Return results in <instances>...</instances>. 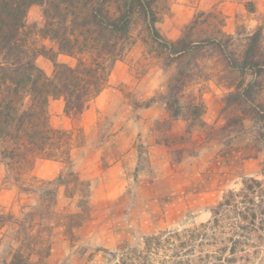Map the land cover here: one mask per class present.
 Wrapping results in <instances>:
<instances>
[{"label": "rangeland", "instance_id": "rangeland-1", "mask_svg": "<svg viewBox=\"0 0 264 264\" xmlns=\"http://www.w3.org/2000/svg\"><path fill=\"white\" fill-rule=\"evenodd\" d=\"M155 10L164 39H217L222 47L173 56L135 14L131 44L89 109L67 115L63 98L49 100L50 126L67 134L66 155L34 154L25 171L0 161V264H121L147 238L206 223L227 193L264 181V120L230 98L253 78L226 62L227 41L241 54L260 29L264 43V0H158ZM27 17L30 42L57 62L97 59L60 53L43 32L42 8ZM36 63L53 77L50 59ZM180 72L183 109L173 117L169 86ZM257 100L264 104V86Z\"/></svg>", "mask_w": 264, "mask_h": 264}, {"label": "trees", "instance_id": "trees-1", "mask_svg": "<svg viewBox=\"0 0 264 264\" xmlns=\"http://www.w3.org/2000/svg\"><path fill=\"white\" fill-rule=\"evenodd\" d=\"M157 1L0 0V161L10 172L27 170L37 153L53 154L57 150L62 157L66 155L61 150L67 134L50 126L49 100L63 98L67 115L87 111L131 44L135 14L143 15L152 37L173 56L183 57L209 43L222 47L217 39L200 43L164 39L157 28ZM35 6L43 10L45 36L58 43L60 53L93 54L97 59L80 60L72 67L57 62L53 51L36 48L26 30L28 11ZM198 24L195 19L190 29ZM228 43V66L241 74L248 72L253 78L230 98L236 104L251 106L256 118L264 120V104L257 100L264 86L260 81L264 76L262 31L257 29L246 36L241 54L229 52ZM38 56L54 63L53 77L37 65ZM184 86L180 72L169 86L173 117L182 114L179 94ZM192 109L195 115L202 111L198 105ZM58 181L66 184L61 176ZM211 213L212 219L206 223L147 238L144 249L126 253L121 264H264V181L244 182L239 191L227 193ZM3 221L0 214V224Z\"/></svg>", "mask_w": 264, "mask_h": 264}]
</instances>
